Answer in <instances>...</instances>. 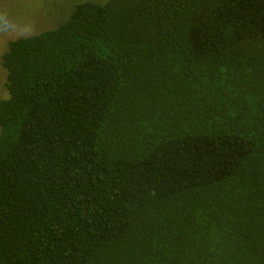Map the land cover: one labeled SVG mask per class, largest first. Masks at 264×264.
Here are the masks:
<instances>
[{
    "label": "trees",
    "instance_id": "obj_1",
    "mask_svg": "<svg viewBox=\"0 0 264 264\" xmlns=\"http://www.w3.org/2000/svg\"><path fill=\"white\" fill-rule=\"evenodd\" d=\"M0 64V264H264V0H83Z\"/></svg>",
    "mask_w": 264,
    "mask_h": 264
},
{
    "label": "rangeland",
    "instance_id": "obj_2",
    "mask_svg": "<svg viewBox=\"0 0 264 264\" xmlns=\"http://www.w3.org/2000/svg\"><path fill=\"white\" fill-rule=\"evenodd\" d=\"M83 0H0V56L8 41L58 25ZM104 1V0H96ZM0 64V98L7 96Z\"/></svg>",
    "mask_w": 264,
    "mask_h": 264
}]
</instances>
